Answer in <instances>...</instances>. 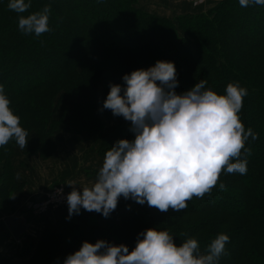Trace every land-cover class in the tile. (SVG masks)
<instances>
[{"label":"trees","instance_id":"1","mask_svg":"<svg viewBox=\"0 0 264 264\" xmlns=\"http://www.w3.org/2000/svg\"><path fill=\"white\" fill-rule=\"evenodd\" d=\"M90 1L32 0L26 13L17 14L8 9V0H0V84L11 110L29 133L28 142L30 137L35 140L27 143L28 152L49 157L48 142L59 129L99 137L97 154L102 157L117 141L133 140L130 122L103 109V101L110 84H123L124 74L147 69L157 60L174 62L178 94L202 79L207 81L206 88L217 94H225L229 83L246 88L248 95L243 98L239 117L258 139L249 137L245 144L251 149L246 174L222 170L211 192L202 198L193 196L187 209L161 212L147 203L121 197L107 218L87 211V217L80 215L82 222L61 220L46 227L35 246L23 248L22 256L29 258L28 264H63L84 241L95 243L108 236L105 241L125 244L131 251L140 233L156 228L169 231L177 246L195 238L202 253L224 233L230 239L219 264H264V146H260L262 141L264 145V6L241 7L239 0H216L208 10L165 17L143 9L138 0H105L107 7L121 15L118 20L122 25L112 30L92 16L85 18L79 13L78 19L77 12L59 8ZM45 6L50 7L51 31L40 36L22 33L18 15ZM105 15L111 19L110 14ZM237 15L240 36L232 33ZM133 22L145 24L144 36L137 42L125 33L136 28L130 25ZM31 49H40L41 55L35 56ZM56 49L65 50L67 57L51 70L48 63ZM196 53L200 54L195 57ZM19 66L32 76L24 85ZM253 105L258 113L252 111ZM17 147L14 140L0 147V197L2 204L11 208L12 194L22 188L12 163ZM221 182L224 190H219Z\"/></svg>","mask_w":264,"mask_h":264},{"label":"clouds","instance_id":"2","mask_svg":"<svg viewBox=\"0 0 264 264\" xmlns=\"http://www.w3.org/2000/svg\"><path fill=\"white\" fill-rule=\"evenodd\" d=\"M31 5L32 0H8L7 7L23 14ZM239 5L264 6V0H239ZM49 13L50 7L45 6L18 15L19 30L35 36L51 31ZM122 80L123 84L109 85L103 109L129 121L134 139H121L106 151L90 185L67 183L72 188L66 197L69 218L81 209L107 218L121 197L147 203L161 212L169 208L179 212L187 209L193 196L202 198L210 193L222 170L247 173L251 149L245 144L249 137L258 139V134L246 130L239 117L243 98L248 95L246 88L229 83L225 94H217L206 88L207 81L202 79L178 94L176 67L167 60L133 70ZM28 135L0 84V147L14 140L23 150ZM224 189L221 182L219 190ZM229 239L227 234H218L202 253L195 238L177 246L169 231L150 228L138 235L131 251L125 244L102 239L84 241L63 264H219L227 254Z\"/></svg>","mask_w":264,"mask_h":264},{"label":"crops","instance_id":"3","mask_svg":"<svg viewBox=\"0 0 264 264\" xmlns=\"http://www.w3.org/2000/svg\"><path fill=\"white\" fill-rule=\"evenodd\" d=\"M139 6L143 9L165 17H175L185 13H195L208 10L215 5L216 0H205L194 6L189 0H138ZM99 137L95 135H72L64 129H59L54 137L48 142L47 149L50 156L47 160L53 161V165L47 164L44 170L33 166L32 159L39 157L36 154H29L27 148L17 149L13 157L16 171V182L22 185L21 189L14 192L12 197L13 207L18 205L12 214L3 215L0 209V264H28V257L22 256V245L24 242H33L46 227L57 222L71 221L82 222V214L72 215L69 218L68 208L66 211L54 210L44 214L34 211L33 206L44 199L58 183L74 182L76 186L90 185L96 174L94 171L102 166L104 157L97 154ZM54 162H56L54 164ZM64 163V165H62ZM49 168V169H48ZM29 170H36V176L40 184L30 179ZM48 170V173H46ZM47 175V176H46ZM76 181V182H75ZM69 186V185H68ZM70 187V186H69ZM15 204V205H14ZM0 197V207L2 208ZM6 212V211H5ZM19 213L21 217L28 219L30 228L20 240H16L5 224L6 218Z\"/></svg>","mask_w":264,"mask_h":264},{"label":"rangeland","instance_id":"4","mask_svg":"<svg viewBox=\"0 0 264 264\" xmlns=\"http://www.w3.org/2000/svg\"><path fill=\"white\" fill-rule=\"evenodd\" d=\"M58 1H60V0H58ZM104 1L105 0H92V1H90V2H88L87 3V5H80L79 3H74L73 5H70V4H68V5H64V6H62L61 4H60V2H58L59 3V5H61V7H59V8H62V9H65V10H69V11H71V12H73V13H75V12H77V13H75L76 14V16H78V19L80 18V16L81 15H79V13H82V14H84L85 15V18L87 17V18H89V16H92V18L93 19H95L96 18V21L97 22H101V21H103L105 24H107V29L109 30H112L114 27H117V26H121L122 25V23L118 20V19H120V17H121V15H117V14H115L114 12H113V10L111 9V8H109V7H107L106 6V4L104 3ZM190 2H192V4L194 5V6H197L198 4H196V2L198 1V0H189ZM107 13V15L108 14H110L111 15V19H107L106 18V14ZM179 15V14H178ZM178 15H176V16H178ZM181 15V14H180ZM179 15V16H180ZM119 16V17H118ZM118 17V18H117ZM93 19H89L90 20V22H93ZM95 21V22H96ZM236 23H237V25H236V29H232V33H235V34H237L238 36H240L241 35V33H239V29H237V28H239V26H240V23H241V21H240V16L239 15H237L236 16ZM130 25H132L133 27H136L135 29H133V31H127V32H125L126 34H127V37L130 39V40H132V42H137L141 37H143L144 36V33H143V30H142V28H143V25L145 26V24L143 23V24H140V23H135V22H133V23H130ZM243 32V31H242ZM43 37H44V39L46 38V36H44V35H42ZM22 51H25V52H28L27 50H25V49H22ZM40 49L39 50H33V49H31V53H35V56H38V55H41V54H39L40 53ZM55 54L53 55V57L54 58H51V61H49V69H51V70H53V69H55L54 67H56L57 68V64L58 63H60V59H62L63 57H65L66 56V52H65V50H59V49H56L55 50V52H54ZM176 54L177 55H181V51H176ZM200 53H196V55H195V57L196 56H198ZM67 57V56H66ZM4 59H6L7 61H9L8 59H7V57H5ZM181 59H184L183 57L181 58ZM196 59V58H195ZM195 59H193V60H195ZM55 60V61H54ZM185 60H186V58H185ZM51 62V63H50ZM0 66H2V65H0ZM19 68V71H21L20 73H22L21 74V76H22V80L21 81H23L22 83H21V85L23 84H25V80L26 79H29L28 77L30 76V75H28V73L26 72V70H23V67L22 66H19L18 67ZM53 68V69H52ZM32 75V74H31ZM30 77H32V76H30ZM254 106V105H253ZM254 110V112H256V113H258V109H257V106H254V108L252 109V111ZM33 141H35L32 137H30L29 138V142L28 143H31V142H33ZM262 143H263V141H262ZM261 142H260V146H264L263 144H262ZM17 148H19V146L17 147ZM47 153L48 152H46V155H47ZM29 154H31L30 152H29ZM39 155V154H38ZM32 162H33V166L34 167H37V169H39L40 171H41V169L42 170H44V168L46 169V165L47 164H51L52 163V165H53V161L51 162V160L50 161H48L47 160V158L46 157H43L42 155H39V157L38 156H36V158H33L32 159ZM56 162H54V164H55ZM62 165H64V163H62ZM49 169V168H48ZM36 170H34L33 172H32V170H29L28 171V173H30V179H32L33 180V182L35 183H37V184H40V180L38 179V177L36 176ZM48 173V170H46V173L45 174H47ZM47 176V175H46ZM76 182V181H75ZM12 197H13V194H12ZM123 198V197H122ZM13 204V203H12ZM15 205V204H14ZM18 205H16V207H17ZM15 206L13 207V208H11V205H6L5 203H4V205L2 206V208L0 207V209H2L1 211L3 212L2 214L3 215H6V214H12L13 212H14V210H15V208H16ZM67 209H60V210H58V212H60V211H66ZM6 211V212H5ZM81 211H83L84 212V215H82V216H85L86 215V212L87 211H85V210H81ZM85 217H87V216H85ZM41 234V233H40ZM40 234L39 235H37L36 237V240H33V242L31 243V242H24V244L22 245V250H23V248L24 247H26V245H30V246H35L36 245V242H37V240H38V238L40 237ZM109 237V236H108ZM108 237H106V238H108ZM106 238L104 239V240H106ZM109 239V238H108ZM28 245V246H29ZM22 250H21V252H22Z\"/></svg>","mask_w":264,"mask_h":264},{"label":"built area","instance_id":"5","mask_svg":"<svg viewBox=\"0 0 264 264\" xmlns=\"http://www.w3.org/2000/svg\"><path fill=\"white\" fill-rule=\"evenodd\" d=\"M204 1L205 0H198L196 4ZM71 190L72 188L65 184L55 186L45 195L43 200L33 206V210L39 214H44L49 211L68 208L66 197Z\"/></svg>","mask_w":264,"mask_h":264},{"label":"water","instance_id":"6","mask_svg":"<svg viewBox=\"0 0 264 264\" xmlns=\"http://www.w3.org/2000/svg\"><path fill=\"white\" fill-rule=\"evenodd\" d=\"M5 224L16 240H20L30 228L28 219L21 217L19 213H15L6 218Z\"/></svg>","mask_w":264,"mask_h":264}]
</instances>
